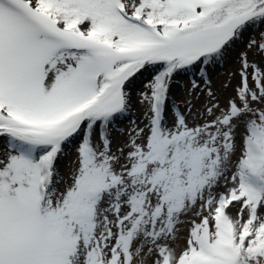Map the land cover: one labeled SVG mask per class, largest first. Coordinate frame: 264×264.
<instances>
[{
    "label": "snow or ice",
    "instance_id": "1",
    "mask_svg": "<svg viewBox=\"0 0 264 264\" xmlns=\"http://www.w3.org/2000/svg\"><path fill=\"white\" fill-rule=\"evenodd\" d=\"M252 29L264 0H0V264H264V31L223 103L208 76Z\"/></svg>",
    "mask_w": 264,
    "mask_h": 264
},
{
    "label": "rangeland",
    "instance_id": "2",
    "mask_svg": "<svg viewBox=\"0 0 264 264\" xmlns=\"http://www.w3.org/2000/svg\"><path fill=\"white\" fill-rule=\"evenodd\" d=\"M260 31L264 29L256 30L252 29L246 34L243 41L238 42L228 52L226 58L214 65L209 66L208 76L211 79V88L213 92L220 98L221 103L224 99L232 94V88H225L224 85L228 83L232 73L236 72L239 68L240 54L247 50V40L259 39ZM252 52H249V60L254 59ZM199 67V66H197ZM157 68L156 66H148L146 70L137 74L136 77L129 84L128 90L132 96V106L130 107L127 116L122 117L121 120L115 126L121 131H113V147L122 142L127 131L132 128L133 122L143 126L145 106L137 102L139 93L145 90V85L154 76ZM199 81V75L196 69H189L188 71H182L173 78L171 89L168 93V107L171 108L173 105L178 106L181 111L186 110V104L191 101L194 106V112L201 110L202 106L208 102V97L202 92H191V82L193 79ZM238 77L232 78V84L235 85ZM198 97V99H197ZM0 150H3V144L0 143ZM75 160V147H70L66 150L64 156L58 161V168L63 174H67L69 169L73 166ZM188 217L187 219H192Z\"/></svg>",
    "mask_w": 264,
    "mask_h": 264
}]
</instances>
